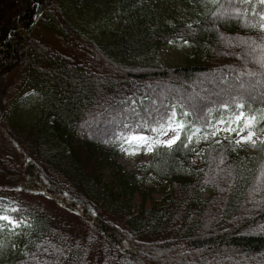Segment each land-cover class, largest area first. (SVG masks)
Here are the masks:
<instances>
[{
  "label": "trees",
  "instance_id": "16d2710c",
  "mask_svg": "<svg viewBox=\"0 0 264 264\" xmlns=\"http://www.w3.org/2000/svg\"><path fill=\"white\" fill-rule=\"evenodd\" d=\"M157 4L0 0V212L28 220L7 232L13 251L0 261L264 264V144L208 140L197 167L187 139L237 104L264 113V4L213 0L190 23L163 22ZM172 39L192 44L189 60L162 65L154 51ZM31 90L37 113L12 116ZM173 110L180 140L123 169L128 135L152 136ZM149 176L166 195L132 207Z\"/></svg>",
  "mask_w": 264,
  "mask_h": 264
},
{
  "label": "rangeland",
  "instance_id": "374dc122",
  "mask_svg": "<svg viewBox=\"0 0 264 264\" xmlns=\"http://www.w3.org/2000/svg\"><path fill=\"white\" fill-rule=\"evenodd\" d=\"M157 1V10L160 12L159 18L163 22L172 23L176 20H185L187 22L197 21L200 15L205 11V7L212 4L213 0H158ZM109 28L114 29L116 23H108ZM96 33H100L99 29H96ZM193 49V46L190 42L172 39L167 43L159 45L154 51L155 59L162 65L170 66L180 63H185L189 60V55ZM40 101V94L35 90L28 91L21 97H18L11 101L8 112L12 116H16L21 120L27 121L33 118L34 114L38 111V104ZM261 112H256L258 114ZM181 121V120H176ZM218 121V120H217ZM217 121H214L211 126V131L209 133L202 132L198 128H191L187 130L188 136L192 135L193 139L188 140V144L193 150L191 157V163L195 166H201V148L203 144L210 140L217 143L229 142L234 149H237L241 152H251L253 151L254 146L251 143H240L237 144L235 141L238 139L236 133L227 134L224 132H218L216 136H211V132L217 127H221L217 124ZM184 123V122H183ZM199 130V131H197ZM256 133L253 137L256 139L257 143H260L264 139V125L259 122L255 128L251 129ZM247 131V130H246ZM205 134L208 135L207 139L203 137ZM246 134V133H244ZM174 135L173 132H169L168 136ZM153 138L165 139L167 137L159 136L158 133H154ZM255 144V145H256ZM129 147H135V145H129L128 147L119 151L117 158L120 164L123 166V169L136 173L139 162L147 161L151 158L152 151L143 150V145L140 146V151L135 152V154H128L125 149ZM168 186L155 177H147L145 179V184L140 188V191L136 192L130 198V205L132 207H138L141 204H145L147 207L151 203L159 198L163 197L167 193ZM207 192H204L202 196H206ZM10 215V214H7ZM12 216V215H10ZM18 223L12 225L6 221H0V255L6 249L7 254H10L13 251V244L9 241H5L8 238L7 232L15 231L18 233V229L27 226L28 220L25 218H15L12 216ZM5 252V251H4ZM0 264H6V262L0 261Z\"/></svg>",
  "mask_w": 264,
  "mask_h": 264
},
{
  "label": "snow or ice",
  "instance_id": "6c2138e0",
  "mask_svg": "<svg viewBox=\"0 0 264 264\" xmlns=\"http://www.w3.org/2000/svg\"><path fill=\"white\" fill-rule=\"evenodd\" d=\"M261 4H264V0H259ZM261 23L260 28L264 29V13H261ZM255 27V25H253ZM186 43V41H185ZM224 109H228L229 106L227 104L221 106ZM244 105L237 104L236 111L231 112L229 111V115L222 116L218 121L217 124L221 127L215 128L210 134L211 136H216L218 132H224L227 134L236 133L238 139L235 141L237 144L240 143H251L253 146L257 143L256 139L253 137L256 135L252 128H255L256 125L264 121V113L258 114H249L245 112ZM184 115H187L185 113ZM185 128V124L182 121L175 120V110H173V116L168 118V122L166 124H160L158 127H152L151 131L158 133L159 136L167 137L165 139L153 138L148 137L143 134H138L136 132H132L128 135L125 140V144L135 145V147H129L125 149L128 154H135V152L140 151V146L143 145V150L145 151H153L154 146H168L172 147L177 141L181 138L182 130ZM247 130V131H246ZM199 131V130H197ZM169 132H173L174 135L168 136ZM246 133V134H244ZM204 139L208 138V135L205 134L203 137ZM189 141L193 139L192 135L187 137ZM264 144V140L260 141ZM187 146V145H186ZM15 211V209H13ZM7 212V209L0 212V221H6L12 225H16L18 222L10 215L4 214Z\"/></svg>",
  "mask_w": 264,
  "mask_h": 264
},
{
  "label": "bare ground",
  "instance_id": "6f19581e",
  "mask_svg": "<svg viewBox=\"0 0 264 264\" xmlns=\"http://www.w3.org/2000/svg\"><path fill=\"white\" fill-rule=\"evenodd\" d=\"M204 192H207V190H205ZM204 192H202V193L200 194V197H204V196H202V195L204 194Z\"/></svg>",
  "mask_w": 264,
  "mask_h": 264
}]
</instances>
